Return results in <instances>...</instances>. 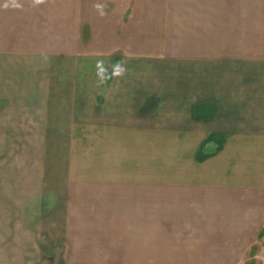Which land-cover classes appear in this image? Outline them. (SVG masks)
Returning <instances> with one entry per match:
<instances>
[{
	"label": "crops",
	"instance_id": "1",
	"mask_svg": "<svg viewBox=\"0 0 264 264\" xmlns=\"http://www.w3.org/2000/svg\"><path fill=\"white\" fill-rule=\"evenodd\" d=\"M80 51L110 53L100 79L75 78L102 125L157 132L147 118L164 115L167 153L148 135L64 182L58 253L264 264V0H0L1 53ZM161 63L158 91L136 69Z\"/></svg>",
	"mask_w": 264,
	"mask_h": 264
},
{
	"label": "rangeland",
	"instance_id": "2",
	"mask_svg": "<svg viewBox=\"0 0 264 264\" xmlns=\"http://www.w3.org/2000/svg\"><path fill=\"white\" fill-rule=\"evenodd\" d=\"M102 55L110 53L80 51L54 60L0 52V264H137L129 255L116 260L118 255L58 253L64 182L95 176L103 170L101 159L141 154L139 143L148 135L157 137L158 155L167 153L166 116L147 118L157 132L113 131L102 125L99 105L92 107L97 101L82 96L84 85L75 78L100 79L108 70ZM148 74L161 91L164 64L136 69V75ZM251 256L242 264H263Z\"/></svg>",
	"mask_w": 264,
	"mask_h": 264
},
{
	"label": "clouds",
	"instance_id": "3",
	"mask_svg": "<svg viewBox=\"0 0 264 264\" xmlns=\"http://www.w3.org/2000/svg\"><path fill=\"white\" fill-rule=\"evenodd\" d=\"M35 3H36V4L43 3V0H35ZM15 6L19 7V5H15Z\"/></svg>",
	"mask_w": 264,
	"mask_h": 264
}]
</instances>
